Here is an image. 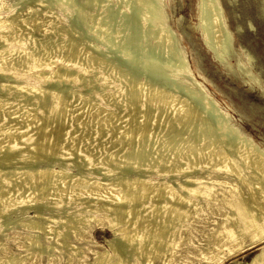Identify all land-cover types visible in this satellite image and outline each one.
<instances>
[{"label": "bare ground", "instance_id": "1", "mask_svg": "<svg viewBox=\"0 0 264 264\" xmlns=\"http://www.w3.org/2000/svg\"><path fill=\"white\" fill-rule=\"evenodd\" d=\"M73 3L78 12L98 5L94 42L122 37L123 57L108 58L113 41L92 50L80 16L62 27L54 21L39 43L31 31L47 16L37 7L0 18V264L43 253L45 264H55V251L65 264H189L194 251L199 264H215L254 246L260 249L245 264H264V145L242 133L200 83L177 79L189 70L182 53L170 55L174 37L161 0H151L155 20L150 13L145 22L138 8L120 20L103 0ZM199 6L218 60L213 48L231 42L222 7L218 0ZM50 31L65 39L52 42ZM146 38L152 45L141 64ZM166 47L172 65L155 70L152 60ZM74 94L92 110L86 120L73 110ZM96 227L113 237L104 239L107 247L88 248L85 259L83 243L96 244ZM198 228L202 242L193 245Z\"/></svg>", "mask_w": 264, "mask_h": 264}, {"label": "rangeland", "instance_id": "2", "mask_svg": "<svg viewBox=\"0 0 264 264\" xmlns=\"http://www.w3.org/2000/svg\"><path fill=\"white\" fill-rule=\"evenodd\" d=\"M39 1L40 3H38ZM50 1L53 3V6H52V3L50 4L47 2H43L42 0H28V2L27 0H16V1L15 0H0V6L7 4L6 8L4 7L0 8V18H6L10 14L26 16L28 15V13L32 12L28 8L29 6L37 7L38 14L42 16L44 15L47 16L46 21L42 23V25L40 24V26L36 28V31H33V33L31 31L33 38L35 39L36 42L39 43L43 41L45 37L49 35L43 31H45L46 28H49V26H51V24L54 21L58 22L57 24L60 27H62L63 25L68 24L67 20H69V16H72V15L80 16L81 20H83L81 21V26L83 27L85 23L87 24V25L85 24L84 26L86 29L83 27L82 32L84 31L86 33L88 32L87 39L89 41L87 45L89 46V43H90L89 47L90 48L92 47L91 48L92 50L96 49L95 50L96 52L97 51L104 52L105 50H103L102 47L104 46V48L107 49L108 47L107 44H111L113 41V47H110V48L108 47V49H110L109 52H111V55L108 58L112 60V57L118 58L119 55L120 56L122 55L123 57L122 47L124 44L123 42L124 40L122 37L119 36L117 38L118 40L116 39L117 41L116 42L115 40H110L109 36L104 35L102 37H99L100 40H102V41H99V44L98 42L97 43L94 42V40L98 41L99 39L98 37L95 36L93 31L91 30V27H93V24H94L93 23L94 19L92 18L93 17L92 14H94L99 8L98 5L92 6L84 12L82 11L78 12L79 10L74 5L73 0H65V1L64 0L62 1L61 0H50ZM66 1H69V4L66 3ZM54 2H57V3L55 4ZM61 2H64L62 3L63 5L67 4V6L68 5L69 6L72 5V6L71 7L69 6L67 7L66 5L62 6ZM103 2L107 3L110 9L111 8L113 9V10L111 9L112 11L117 10L116 12H118V16H119L118 18L120 20L125 13H129L130 11L138 8L139 12H141L140 13L141 20L145 22L146 20L144 19L150 18L151 12L150 13L148 12L150 10L153 11L152 9H150L151 0H142L140 3H134V1L132 0H103ZM218 2L223 10V16H222L223 25L231 34V38H230L231 42H230V46L228 49L225 50L223 47L224 45L213 48L217 54L216 55L213 52L214 55L218 56V60H220L223 64L217 59L213 58L212 53L208 51V45L209 44L211 45L212 38L206 32H209L211 27L207 25L205 22H203V19L199 16L201 15V11H202V8L199 6L200 0H161L160 10H161L162 15L167 19L166 20L167 27L173 33L174 45H173V50L171 54L169 52V49H167L166 47L162 51L160 56H158L157 58H154L152 62L155 61L154 63H157V64L159 63V64L157 66L156 64L153 63L154 66L155 65L157 66V68L156 66L154 67L153 64H152V67H154L155 70H159V68L163 70L162 68H165L163 67V64L168 63L167 66L172 65L171 61L173 60L170 55L174 56V55H177L178 53H182L187 69L189 70V75L188 77H186L187 79L182 77V75L178 76L177 79L182 80L185 82V84L188 83L189 85H195L197 84V82L200 83L201 86L205 88V91L207 92V94L217 102L220 109L230 114L232 123L236 127H238V129L242 133L250 136L256 143L260 145H264V4H263L264 1L263 0H218ZM40 5H43V6H40ZM57 5L58 7H55ZM140 5L142 8L144 7L143 10L142 8H140ZM126 6L128 7L126 8ZM18 7L22 9L20 10L21 12L19 11V9L17 10ZM60 7H63L65 11L63 8H60ZM49 8L52 11L49 10ZM148 8L150 9L149 11L147 10ZM53 12L55 14H53ZM64 13H67V14H64ZM144 13L145 15H143ZM81 14L83 15L81 16ZM152 14L154 16V12L151 13V17L153 18ZM143 17H147V18L143 19ZM152 18L151 20H155L154 19L155 16L153 19ZM141 20H140L141 25L143 24L145 25L146 23L142 22ZM195 21L198 24L195 23ZM50 32H51L50 35L53 37L52 42L61 41V39L62 40L65 39L64 34L63 33L61 34V32H58V31H55V32L50 31ZM128 32L129 30L127 29L126 33ZM44 33H46V35H44ZM201 36L202 37L204 36L203 38L206 40V42L203 41L204 39ZM146 40H147L146 41L147 44L146 43L145 44L147 46L145 45L146 49L143 50L144 53H146V55L142 53L143 57L141 56L139 59V62L141 64L145 63L144 61L147 58L146 56H148L147 55L148 52L146 51H149L150 49L149 46L152 45V41L150 38H146ZM202 41L204 42V44ZM104 44L107 46H105ZM174 47L176 49H174ZM113 48H115L113 50L115 53L112 52ZM174 52H177V53L174 54ZM112 53L116 55H112ZM248 57H250V59ZM151 63L147 65V68L149 69L152 68L150 66ZM159 65L161 67H159ZM246 71H248L249 73H247ZM252 79L254 80L257 79V83H259L261 86H259L255 82H251ZM194 81H195V84H194ZM73 86H74L73 89H76L78 87L75 84H73ZM72 99H74L72 100V103H74L73 106H75L73 107V110L78 112V114L77 112L76 114L78 117H80V119L86 120L90 116V114H92L91 108L84 106V104L78 99L76 94H74ZM86 108L88 109L86 110ZM89 110L91 113L90 112L88 113ZM86 112H87V115H86ZM83 115H85L84 118L82 117ZM201 221L202 220L199 219L198 222L200 223ZM198 230L200 232L197 231V233H195V237L193 238L194 240L193 245L202 242V240H199L202 238L201 237L202 231L199 228ZM91 233H92L93 240L96 242L98 246H95L96 244H92L91 242L83 243V245L85 246V250L87 249L85 251V256H86L85 259L92 258V254L90 250H88V248L89 249L90 248L100 249L102 247H107L105 240L113 237L111 231L107 229H103V228H97V227L93 228ZM183 246L186 247L185 244L182 245L181 247ZM11 247L13 249H16L12 243H11ZM181 247H178V248H181ZM259 249H260V246L245 248L240 252H237L233 255L225 257L222 262L215 263V264H233L234 261H240L239 263L245 264L252 258L253 255H255L259 251ZM194 252L195 254L190 255L189 261L191 264H196V263L199 264L200 261L196 259L198 258V255L196 254L197 252L196 251ZM55 255L57 256V259L60 260V261L56 260L55 264H58V262L59 264H65L66 259L64 258L65 257L64 255H60V254L58 255L57 251H55L54 256ZM60 256L62 258H60ZM46 259H47V255L43 253V254H40L39 257H34V259L24 258L20 263L21 264H45V261H47ZM20 263H17V264H20ZM70 264H76V263L72 262ZM154 264H160V261L156 259L154 260ZM178 264H185V263L180 262Z\"/></svg>", "mask_w": 264, "mask_h": 264}]
</instances>
